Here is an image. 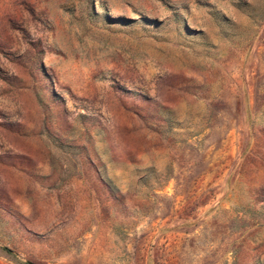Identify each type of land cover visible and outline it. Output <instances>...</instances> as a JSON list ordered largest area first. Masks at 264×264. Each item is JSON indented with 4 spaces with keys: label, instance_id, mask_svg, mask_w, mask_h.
Listing matches in <instances>:
<instances>
[{
    "label": "rangeland",
    "instance_id": "374dc122",
    "mask_svg": "<svg viewBox=\"0 0 264 264\" xmlns=\"http://www.w3.org/2000/svg\"><path fill=\"white\" fill-rule=\"evenodd\" d=\"M0 264H264V0H0Z\"/></svg>",
    "mask_w": 264,
    "mask_h": 264
},
{
    "label": "trees",
    "instance_id": "16d2710c",
    "mask_svg": "<svg viewBox=\"0 0 264 264\" xmlns=\"http://www.w3.org/2000/svg\"><path fill=\"white\" fill-rule=\"evenodd\" d=\"M8 253H10V251L9 250H6Z\"/></svg>",
    "mask_w": 264,
    "mask_h": 264
}]
</instances>
